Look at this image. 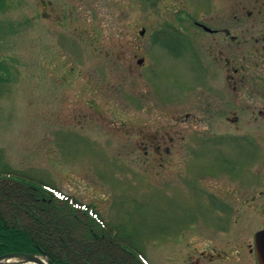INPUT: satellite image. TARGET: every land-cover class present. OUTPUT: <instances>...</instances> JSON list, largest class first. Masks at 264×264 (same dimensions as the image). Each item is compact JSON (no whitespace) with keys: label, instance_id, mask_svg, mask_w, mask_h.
<instances>
[{"label":"rangeland","instance_id":"rangeland-1","mask_svg":"<svg viewBox=\"0 0 264 264\" xmlns=\"http://www.w3.org/2000/svg\"><path fill=\"white\" fill-rule=\"evenodd\" d=\"M44 1L50 18L39 0H0V57L11 71L0 87V163L93 206L146 264H197L194 250L210 240L229 254L211 264H257L240 249L263 218L245 203L254 187L226 174L242 176L248 166L230 143L187 155L195 133L228 126L170 125L152 97L141 109L131 103L148 89L135 66L136 54L151 55V33L139 35L148 5ZM153 61L148 78L159 100L188 92V62L165 52ZM210 193L235 215L212 204ZM226 216L236 221L221 230L214 222L222 226Z\"/></svg>","mask_w":264,"mask_h":264},{"label":"flooded vegetation","instance_id":"flooded-vegetation-1","mask_svg":"<svg viewBox=\"0 0 264 264\" xmlns=\"http://www.w3.org/2000/svg\"><path fill=\"white\" fill-rule=\"evenodd\" d=\"M142 1L148 5L149 14L140 21L139 35L144 36L146 31L151 33V55L136 54L135 66L144 71L148 89L141 95H133L131 103L141 109L146 105L147 96L152 97L151 105H162L163 115H171L166 119L170 125L194 127L206 122L211 127L220 121L228 126L226 133L212 130L195 133L187 155L195 154L197 151L193 149L206 143L217 146L230 143L237 149V160L248 166L241 169L245 174L235 176V166L228 168L233 174L224 173L254 187L245 203L255 207L263 218L240 249L257 263L255 235L264 230V0ZM45 5L44 0H39L43 19L51 17L47 9L44 13ZM158 16L161 18L156 19ZM162 52L189 63L188 92L176 101L159 100L155 84L148 78L147 67ZM162 134L164 139L172 136L169 131ZM207 198L226 211L225 214L235 215L234 209L221 197L210 193ZM225 218L224 225L220 226L216 220L215 226L227 230L232 219L236 221ZM262 240L264 242V234ZM194 252L197 264H211L229 257L213 240L202 248L196 247ZM235 252L239 250L231 254ZM185 259H192V255Z\"/></svg>","mask_w":264,"mask_h":264},{"label":"trees","instance_id":"trees-1","mask_svg":"<svg viewBox=\"0 0 264 264\" xmlns=\"http://www.w3.org/2000/svg\"><path fill=\"white\" fill-rule=\"evenodd\" d=\"M10 73L0 57V87ZM58 193L0 163V256L20 252L44 254L55 264H146L93 206Z\"/></svg>","mask_w":264,"mask_h":264},{"label":"water","instance_id":"water-1","mask_svg":"<svg viewBox=\"0 0 264 264\" xmlns=\"http://www.w3.org/2000/svg\"><path fill=\"white\" fill-rule=\"evenodd\" d=\"M261 230L255 235V245L258 264H264V242ZM0 264H55L44 254L11 252L0 256Z\"/></svg>","mask_w":264,"mask_h":264}]
</instances>
